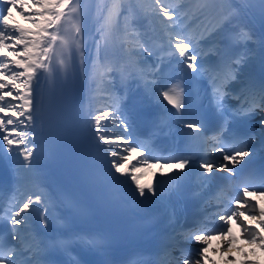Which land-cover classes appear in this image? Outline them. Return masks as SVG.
Instances as JSON below:
<instances>
[{
	"label": "snow or ice",
	"instance_id": "obj_1",
	"mask_svg": "<svg viewBox=\"0 0 264 264\" xmlns=\"http://www.w3.org/2000/svg\"><path fill=\"white\" fill-rule=\"evenodd\" d=\"M200 2L203 3L204 0ZM261 3L264 4V0H261ZM84 4L85 0H27V2L25 0H2L0 3V57L4 58L0 60V81H3L0 82V113H3L0 115V159L7 156L13 165H18L19 169L26 174L34 170L33 162L37 152L35 140L38 138L34 128L37 110L35 105L38 103L36 97L42 82L54 79L57 75V68L67 77H71L75 74L77 65L85 71L87 76L86 41L80 23ZM14 9L30 25L29 28L13 21ZM23 9L28 10L27 15ZM148 10L159 21L161 27L169 33V54L173 58H178L177 62L195 74L192 79L201 76L205 71L209 73L212 85L210 104L221 117L226 115L224 98L229 91H235V87L228 89L227 85L239 79L244 63L243 58L224 59L222 57L220 65L209 66L208 69L205 68L204 63H197L200 58V41L213 37V34L222 28L223 21L206 23L198 35L193 36L184 32L181 22L186 16L202 14V9H196L190 14L189 11L170 7L167 0H152ZM118 11L119 0H114L107 17L104 18L105 24L97 29L100 39L95 41L96 53L92 61L94 67L98 64L103 67L101 42L106 40L105 32L111 24L113 15ZM241 35L244 39L249 38L248 33L242 32ZM137 54L151 56L153 52L142 47ZM106 70L111 71V68ZM160 95L167 105L176 110V114L181 113L185 108V94L181 85L173 83L166 90H161ZM6 96L11 100L5 102ZM238 100L240 107L235 113L236 116H251L257 112H264V85L257 89L254 84L249 83ZM13 101H19V103H12ZM170 114L174 115L171 112ZM140 115L150 117L151 113L145 110L129 111L128 104L123 99L116 98L107 108L92 114L91 123L95 139L100 142L110 166L103 180L116 184L130 181L134 194L141 199L161 197V191L157 187L140 183L142 177L137 174L141 172L142 167H151L155 164L160 168L171 169L172 172L162 173V176L168 177L169 180H179L180 172L187 175V171L198 168L202 170L201 180L209 181L214 178V170L227 171L230 175H236L237 166L242 163L246 164L245 158L254 154L247 147L249 141L240 137H232L231 148L214 147V153H219V162L214 153L210 154L212 155L210 159L201 158L195 161L189 156L164 159L153 157L147 144H139L131 136L107 134L108 123H116L117 118L123 131L129 132L135 122L134 117ZM5 117H8L7 120ZM105 121L107 123H102ZM182 123L184 128L193 133L199 134L204 131V123L199 117L184 120ZM258 124L261 129H264V116L258 120ZM225 132L224 125H219L218 135H223ZM193 138L199 139V136ZM134 156L139 157L135 162H133ZM173 173L176 175L173 176ZM122 176H126L127 180L121 181ZM164 182L160 181L161 184ZM254 195H264V189L249 190L248 187H243L242 196H238L231 202V211L217 214L216 219L223 221V225L212 232L196 230L191 233L188 239L203 243L205 247L198 250L200 259L193 260L187 254L182 253V264H202V260L207 259V245L210 240L217 236L221 239L231 236L233 220L242 230L245 242L256 245L264 251V207L257 210V206L247 199ZM35 205H42V207L37 208L34 207ZM241 208L244 210L241 211ZM33 212L39 213L41 225L46 229L48 209L47 198L43 194L27 195L22 203L11 206L7 215V224L12 240L17 243L6 244L0 236V264H48L46 256L42 255L48 248L45 241L34 243L28 249L30 256L25 255L19 249L22 234L27 230ZM244 216H247L249 222L256 221L259 228L249 227L241 219ZM0 219L3 218L0 217ZM21 225L24 228H21ZM86 242L93 245L96 243L92 240ZM233 243H235L234 239L228 240L226 250L230 251ZM154 264H159V261Z\"/></svg>",
	"mask_w": 264,
	"mask_h": 264
},
{
	"label": "bare ground",
	"instance_id": "obj_2",
	"mask_svg": "<svg viewBox=\"0 0 264 264\" xmlns=\"http://www.w3.org/2000/svg\"><path fill=\"white\" fill-rule=\"evenodd\" d=\"M121 1L125 2L124 0H119V4ZM113 2L114 0H95L94 6L92 8V12L94 13V15H92L91 25L89 27L88 34L86 36V44H85L86 60H87V76L85 75L84 70H81L80 68H78V72H79L78 91L80 92V110L79 111H80V115L84 118L85 122H91L92 114H95L96 112H98L97 108L95 112V108L93 107V105L95 103V99H97L98 96L103 95L99 91L102 89V87L99 86V81H100L99 76H101V73H103L102 76H106L104 69H103L106 66V64H109V66L115 70H123L124 66L131 65L133 61L135 60V58H137L138 56L137 51L119 52V47L117 45H112L111 40L119 38V35L115 32L117 25L114 21V16H115L114 14L111 24L105 32L106 40L101 42L102 43V55L104 57V61L102 62L103 67L100 66L99 64L95 67L93 66L92 61L95 59V53H96L95 41L100 39V34L98 33L97 29L105 24L104 18L107 17L109 9H111ZM127 4L136 13L135 17H137V14H141L145 16L148 15L146 8L144 7V4L140 0H127ZM211 4L212 3H209L208 5H211ZM213 7L217 8V12H219L220 14H225V20L227 21L235 20L237 14L239 13L246 16L247 25L251 28L253 35L257 38V40H253V42L251 43L253 44V46L249 44L250 45L249 51L251 54V58L247 59V63L253 61L254 63L253 65L251 64V66L256 67L255 66L256 62L258 61V59H261L262 60L261 65L264 68V35L259 25V21L258 19H256L258 18V15L253 16L249 7L245 5L243 0H234L231 5H229V3H227L225 0H220L219 2L213 4ZM206 9H209V8H206ZM27 14L28 13L25 12V15ZM199 15L200 14H198L197 16ZM147 18H148V22H147L146 30L149 33H154L155 29L157 28V20L149 16ZM215 18L217 19V15H215ZM13 21L19 23L25 28L30 27V25L24 22V20L20 17V15L17 12L13 14ZM10 23H12V21H10ZM212 38H216V37H212ZM258 41L262 42L261 50L260 48L256 47V45L259 44L257 43ZM3 59H4L3 57H0V60H3ZM202 61L205 62V60H202ZM93 70H95V74H96L95 78L92 77ZM113 87L114 86H112V89ZM36 99L37 101L40 100V110L38 113H35V127L34 128H35V133L37 135L38 129L36 126L38 125V122L41 121V118H42V107L41 106L44 100V95L41 97V99H39V94H38ZM5 102L7 101L5 100ZM102 123H107V121L102 122ZM91 127L93 129L92 137L94 140H96L93 125H91ZM108 127L110 126L108 125ZM96 141L97 143L99 142L98 140ZM104 147L106 148L107 146H104ZM97 151H98L99 156L101 155V153L105 154V151H103L100 148ZM20 159L22 160V157ZM151 172L152 174L149 173V171H147L148 174H147V177L145 178L147 182H150L153 178H155L158 175V171L156 170H152ZM123 177L127 179L126 176H123ZM225 248L226 246L224 248L216 250L217 253L221 251L220 257L218 256L220 260H224L223 259L225 256L224 252H226ZM250 249H256L257 251H259V253L256 254L254 251ZM241 250L247 253L248 255L247 260L241 259L239 256V252H236L235 250H230L232 252V255L229 256V258L230 259L231 257L235 258L236 264H238L239 262H242L243 264H250L253 261H255V263L262 264L261 261L264 260V251H261L259 247L257 246L247 247L246 245H244V246H241ZM252 253H255V254L253 255ZM213 255L214 253H211L210 257H212ZM228 263H231V261H229Z\"/></svg>",
	"mask_w": 264,
	"mask_h": 264
},
{
	"label": "rangeland",
	"instance_id": "obj_3",
	"mask_svg": "<svg viewBox=\"0 0 264 264\" xmlns=\"http://www.w3.org/2000/svg\"><path fill=\"white\" fill-rule=\"evenodd\" d=\"M26 2H27V0H25ZM24 22H25V20H24ZM233 245V244H232ZM248 247H255V245H252V246H250V245H248ZM226 248H228V246H226ZM225 248V249H226ZM234 248H236L235 247V245H233V247L231 246V250H233ZM250 250H252V251H254L256 254L257 253H259V251H257L256 249H250ZM226 251V250H225ZM240 252V257H241V259H243V260H247V258H248V256H247V258L245 259V257H243V251H239ZM255 253H252L253 255L255 254ZM232 258V257H231ZM229 260H231L232 261V263L231 264H236V261L234 260V259H226L225 261H229ZM225 263V264H229V263ZM240 264H243L242 262H239ZM238 263V264H239ZM250 263V262H249ZM261 263L262 264H264V260L263 261H261ZM220 264H221V261H220ZM250 264H258V263H255V262H251Z\"/></svg>",
	"mask_w": 264,
	"mask_h": 264
}]
</instances>
